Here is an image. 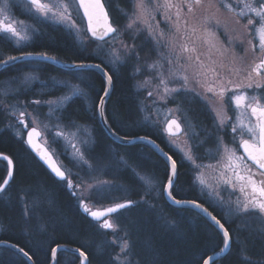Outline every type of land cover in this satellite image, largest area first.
I'll return each instance as SVG.
<instances>
[{
	"label": "rangeland",
	"instance_id": "1",
	"mask_svg": "<svg viewBox=\"0 0 264 264\" xmlns=\"http://www.w3.org/2000/svg\"><path fill=\"white\" fill-rule=\"evenodd\" d=\"M128 1V6L116 8L117 18L116 16L115 18L119 22L117 32L103 42L93 41L88 36L78 16L79 12L76 13V8L68 9L66 15L70 14L71 19L66 21L44 18L37 14V31L39 33L40 27L47 26L49 22L59 23L72 33L77 48L93 54V57L102 58L115 76L120 75L122 67L128 66L131 76H135V90L138 96L136 110L139 113V119L135 125L152 130L162 139L164 144L175 153L178 163L190 175L189 187L195 188L196 197L211 201L214 206L220 208L224 212L222 216L225 221L229 225L233 224L235 228V225H239L240 214H236L235 209L236 202L240 201V194L223 181L224 171L220 170V166L227 163V159L224 154H219V151L222 145H226L222 130L225 124L232 121L229 111L231 102L228 98L236 91L247 90L243 88L238 90L234 86H244L249 83V75H244L249 65L240 60L233 61L226 53L222 32L228 24L221 8L222 0H201L199 4L192 3L191 10H189L190 1L188 0L187 2L185 0H144V3L148 5L147 11L144 12L136 7L139 0ZM166 3L171 4L172 7H157ZM137 14L140 19L136 18ZM133 21L135 22L132 23ZM129 23H132L131 28L127 27ZM73 24L75 28L72 27ZM76 29L80 30L78 35ZM13 39V48L22 51L28 47L22 42L17 44L16 38ZM113 50L120 56V60L116 63L112 62L115 59ZM8 57L3 47L0 48V60ZM32 61L37 60L27 62V65L32 66L34 70L24 69L18 73V76L0 82V104L9 117L10 130L18 138L25 139L26 132L23 125L18 122L19 112H25L24 118L27 125L37 127L42 132L43 141L54 152L60 166L72 182V190L76 192L78 206L82 200L90 203L93 209L106 208L129 200L131 194L136 192L139 195L138 200L130 208L111 218V222L117 227L114 230L105 228L102 230L109 232L106 234V239L110 246L108 259L112 264H121V262L147 264L144 260V254L147 251L140 245L138 235L131 234L133 229L130 230V227L134 224L131 218L139 207L143 208L146 205L155 209V215H164V212L161 213L162 207L152 205L151 200L156 202L163 194L169 169L166 181L162 182L161 178L156 179L158 176L154 178L151 173L140 172L132 166L124 155L126 145L119 146L118 149L112 144L106 146L96 143L89 124L64 123L62 113L71 100L82 99L88 110H92L97 103L98 98L93 101L94 97L84 88L87 75L82 72L83 70H78L73 71L72 76H52L46 70L37 71L40 65ZM68 61L74 62L73 58ZM151 65L155 67H150ZM185 77H187L186 83ZM53 78L56 81L67 80L74 85H79L83 94L61 104L59 111L49 116L47 102L59 101L63 96L70 94L69 89L63 86L53 87ZM161 79L165 81V84L160 83ZM252 79L255 81V77L252 76ZM165 85L169 89L175 88L178 91L167 94L164 90ZM221 87L228 89L223 101L214 94ZM209 88L214 91L209 92ZM247 94L250 96L248 92ZM34 101H40V103H33ZM221 106L227 115L224 126L220 125L217 117V110ZM13 111L16 115H12ZM236 116L237 113L235 121ZM33 118L36 120L35 124L32 122ZM171 118L178 119L182 124L181 135L171 137L166 134V121ZM116 125L119 130H124L117 132L123 137L134 129L133 126H125L121 120H116ZM58 132H63L64 135H57ZM218 139L222 142L219 145ZM186 153L193 156L195 163L187 158ZM80 154H83V160ZM85 160L87 163H84ZM201 175L206 185L200 184L198 177ZM141 176L151 177L152 183L146 185L140 179ZM131 178L138 183L139 189H135ZM179 185L178 192L186 194V186L183 183ZM18 198L16 193L13 194L11 202L16 203ZM8 199L7 192L0 197L3 201ZM20 199L21 202L24 201V198ZM47 200L49 203L51 197ZM35 211L27 215L22 213L23 218L20 224L27 220L28 227H31L38 221L41 222L43 217L52 215L51 211H47L40 216ZM130 220L132 224L128 223ZM168 221L165 222L167 226L174 225ZM128 225L129 228H127ZM3 229L4 227L0 224V236ZM46 233L44 227L39 228L37 232L29 231L30 236H41ZM123 240H127L130 246L127 254L121 252ZM236 242L238 245L241 243L240 239ZM94 254L96 256L98 252L95 250ZM117 256L120 258L119 261L116 260ZM105 261L108 262L107 259ZM71 262L72 260L66 256L62 264H73Z\"/></svg>",
	"mask_w": 264,
	"mask_h": 264
},
{
	"label": "trees",
	"instance_id": "2",
	"mask_svg": "<svg viewBox=\"0 0 264 264\" xmlns=\"http://www.w3.org/2000/svg\"><path fill=\"white\" fill-rule=\"evenodd\" d=\"M115 24H117L115 22ZM119 25V23L117 24ZM4 46L0 45V48ZM6 54L17 55L20 53H42L53 56L62 61L70 62H96V59L88 53H83L77 48L73 39L67 38L58 31L44 30L43 34L28 48V51L20 52L16 49H3ZM64 58V59H62ZM1 61V60H0ZM36 62L40 66L38 70L48 74L72 76L73 71L63 70L55 65L42 61ZM43 68V69H42ZM45 68V69H44ZM129 67H122L118 76L111 71L110 76L113 88L107 103L108 122L117 133L119 130L116 120L123 121L125 126H133L134 129L124 137L148 136L159 143L175 160L178 161L175 153L170 150L162 139L152 130L135 125L139 119L136 110L138 102L135 90V76L129 73ZM19 66L7 67L0 71V82L7 78L18 76ZM87 75L84 86L89 94L97 97L105 90L103 77L92 70H83ZM79 73H81L79 71ZM29 94V93H26ZM1 102V101H0ZM199 109V106H198ZM95 110H88L80 98L71 100L62 113L64 123L89 124L93 130L94 140L97 143L112 144L119 149L120 145L114 142L104 131L99 121L94 116ZM106 115V116H107ZM9 117L0 104V153L10 156L14 162L15 170L13 180L4 191L9 194L7 202L0 200V224L4 227L0 236L1 240L10 242L26 251L36 264H48L54 246L64 244L83 250L89 257V264H112L108 259L109 243L106 239L108 231H103L78 208L75 199L67 191L65 184L54 179L45 168L36 160L25 145L23 139L18 138L11 130ZM143 128V129H142ZM118 134V133H117ZM119 135V134H118ZM125 154L128 161L136 170L151 173L164 182L167 178L168 164L159 157L156 152L146 144L140 143L125 146ZM7 173V163L0 159V183ZM158 174V175H157ZM135 189L138 183L131 178ZM178 184H184L188 190L187 194L175 191L178 199L193 197L191 193V177L180 165L177 178ZM182 182V183H180ZM133 185V186H134ZM3 193V194H4ZM19 196L16 203L11 202L13 194ZM12 194V195H11ZM24 198L21 202L20 198ZM51 197L48 203V198ZM139 195L133 192L129 200L137 201ZM152 205L162 207L161 213L155 215V209L149 206L139 207V210L132 216L134 223L131 234L138 235V241L147 251L144 260L147 264H201L200 258L210 253L220 243L221 236L213 226L205 223L193 210L188 208H176L170 206L161 194ZM50 204V205H49ZM14 209V210H13ZM36 210L40 216L51 211L52 215L42 218L31 227H28L27 220L22 222V213L27 215ZM157 216V218H156ZM195 218V219H194ZM128 222L129 224L132 222ZM169 220V221H168ZM227 230L234 239L229 253L223 259L222 264H264V237L263 235L243 236L237 230L238 225L233 227L223 218L221 219ZM162 221V222H161ZM166 221L174 224L167 226ZM235 224V223H234ZM46 228L44 235L30 236L29 231H39V228ZM173 228V229H169ZM130 234V235H131ZM243 236L245 242L241 248L236 240ZM131 237V242H132ZM98 254L95 256L94 251ZM65 255L73 264L79 262L77 255L61 251L59 260ZM247 257V259H245ZM108 260V262L105 261ZM0 264H28L26 259L19 255L14 249L6 246L0 247Z\"/></svg>",
	"mask_w": 264,
	"mask_h": 264
},
{
	"label": "snow or ice",
	"instance_id": "3",
	"mask_svg": "<svg viewBox=\"0 0 264 264\" xmlns=\"http://www.w3.org/2000/svg\"><path fill=\"white\" fill-rule=\"evenodd\" d=\"M28 6L30 9L34 8L35 12L44 18H51L57 19L59 21H66L70 20L71 16L66 15L68 13V9L70 7L69 4L63 3L62 0H51V3L44 2V0H27ZM192 3L199 4L201 0H191ZM242 8L239 10L238 15L240 17L248 16V13H254L255 17L258 18V25L255 27L256 34L259 40V51L264 56V0H241ZM71 3L76 4L77 9H83L84 16L88 19V26L87 31L92 34L98 40H103L105 36H108L111 33H116L117 29L112 26L109 21V17L107 12L104 9L103 4L100 0H71ZM224 7L228 8L230 11L233 10V7L230 3H224ZM142 12L147 11L148 5L144 3V0H139V3L136 5ZM157 7H165L169 8L172 7L171 4L166 3L165 5H157ZM189 10H191V3L189 4ZM246 10V11H245ZM137 19H140V16L136 15ZM102 19V23L100 20ZM133 21L132 23H134ZM132 23L127 25L128 28L132 27ZM248 25H253L254 20L251 17H248L247 20ZM75 28V25H72ZM149 27H151L149 25ZM79 29H76L77 35L79 34ZM16 38V43L19 44L21 41H26L29 39L27 31L22 21L14 22L11 21L9 16L5 13V9L0 7V38L4 39H11ZM113 56L115 59L112 61L116 63V61L120 60V56L115 53L113 50ZM27 55H31L28 53ZM20 57H9L8 60H16ZM47 59L55 60L54 57H46ZM8 61H0V63H7ZM77 67H86V65H77ZM95 67H99V65H95ZM150 67H155V65H151ZM264 69V58L261 59L260 63L256 64L255 67L252 69L253 72L256 73L257 76L261 75V70ZM111 76H107L108 83L111 84ZM185 83L187 81V77L184 78ZM249 83L247 85H235V89H252L254 86L256 89H260L262 87L261 82L252 79L251 74L248 76ZM161 84H165V81L161 79ZM53 87L63 86L69 89L70 94L65 95L60 98L59 101H48L47 104L49 106V116L55 114L56 111H59V106L70 101L73 97L80 96L83 94L82 89L79 85H74L70 81H56L53 78ZM165 93L170 94L172 92L178 91V89H169L165 85ZM209 92H213L212 88L208 89ZM228 89L225 87H221L218 92L214 93L218 95L223 101L226 92ZM107 91L105 95H107ZM149 95L151 96L152 93L150 92ZM229 101L235 105V111L237 113L236 121L232 124V132L236 133L237 129H240V141H239V148L243 149V154H237V150L235 148H228L224 146V154L228 161V164L225 167L229 168L234 172L235 178L238 182H240V191L245 192L246 188L251 189L250 196H246L245 202L241 204L238 200L236 202L237 207L235 209L236 214H247L249 212H258L259 214H264V180L257 181L254 179V173H252V169L247 163L251 161L258 169L264 170V103H261L260 100L264 99V96L258 97L257 95L249 96L246 91L239 90L234 92L229 96ZM33 103L39 104L40 101H34ZM55 106V107H54ZM103 114V113H101ZM12 115H16V112L13 111ZM31 115V114H29ZM25 112H19V123L27 127V123L24 120ZM217 117L220 121V125L224 126L225 121L227 120V115L223 111V107L217 110ZM254 118V120L252 119ZM34 124L36 123L35 118L32 121ZM167 128L166 131L170 135H177L181 132V126L176 120H167ZM173 126H175V131H173ZM47 127V125H45ZM19 135V133H17ZM57 135H64L63 132H58ZM74 135V134H73ZM247 135L248 138H244ZM41 136L40 131L37 127H32L27 132V140L26 143L31 146L34 150L38 151L41 155L42 159H45L46 162L49 163V166L52 168V171L60 177L61 179H65V172L61 171L60 167L56 165L53 161L52 156L48 151L43 148L38 142V138ZM144 139V138H141ZM233 141L235 142V137H233ZM150 143H155L154 141H150ZM222 143L218 139V145ZM75 147V145H72ZM79 152V150H77ZM81 155V159L83 160V154ZM186 156L189 160H192L195 163L193 156L190 153H186ZM0 158L7 161L9 166V173L8 177L4 179L3 183H0V193H3L6 189V186L9 184V180L12 176V166L13 161L7 157L0 154ZM171 161V176L168 178L166 191L171 199L174 200L175 203H191L193 207L200 208L204 212H208L207 208H204L203 205L199 204L196 201H180L173 196L172 189L174 188V177L176 176V162L172 159L171 156L168 157ZM84 163H87L85 160ZM91 167V165H89ZM199 167V165H197ZM209 167H211L209 165ZM264 175V171L260 173ZM140 179L146 184L150 185L152 183L151 177L148 176H141ZM198 180L201 185H206V181L203 179L201 175L198 177ZM225 183H231V180H225ZM68 187L72 188V182L70 180L67 181ZM79 185H77L78 187ZM91 187V185H89ZM208 187H211L208 185ZM99 191V189H97ZM83 204V201H80ZM132 202L129 201L127 203H120L116 204L114 207H109L104 211H90L87 206H84L83 210L89 213L93 218L99 220L102 216H107L110 213L116 212L118 209H122L128 207ZM231 211V210H230ZM209 217L213 221V223L222 231L223 234V246L219 248L218 251L214 252V255L209 256L207 259L204 260V264H209L210 261L214 262L215 258L223 253L230 247V234L229 231L225 228L224 224L221 223L220 219H217L216 216L208 213ZM102 228L105 229H115L117 226L114 225L109 220L105 219L103 224L100 225ZM127 235V234H126ZM129 243L127 240H123L121 244V252H125L126 254L129 252ZM21 252L24 250L21 249ZM79 253V256L82 257L81 264H84V261L87 260L84 252L76 249ZM57 249H52V256L55 258ZM25 256H28L27 252H24ZM31 259L30 256H28ZM247 259V257H245ZM116 260L119 261V256L116 257ZM123 264V262H121Z\"/></svg>",
	"mask_w": 264,
	"mask_h": 264
},
{
	"label": "flooded vegetation",
	"instance_id": "4",
	"mask_svg": "<svg viewBox=\"0 0 264 264\" xmlns=\"http://www.w3.org/2000/svg\"><path fill=\"white\" fill-rule=\"evenodd\" d=\"M103 1H104V4H105V6H106V8L108 10L109 16L111 18V23L117 29L119 27V25H117L119 22L116 20V18H117L116 14H115L116 10H117L116 8H121L123 6H128L129 1L128 0H103ZM188 1H190V3L192 4L191 0H188ZM44 2L51 3V0H44ZM62 2L69 4L70 5L69 8H76V13L79 12L78 16L80 17L81 23L86 28V24H85V21L83 19V16L81 15L80 10L77 9L76 4L71 3V0H62ZM185 2H187V0H185ZM224 3H230L232 5V7H233V10L230 11L228 8L224 7L223 6ZM242 6L243 5H242L241 0H222L221 8H223L224 16L227 19V24H228L227 25L228 27L222 32V39H223V44L225 46L226 53L228 54V56L233 61L237 62V61L240 60V61H243L246 65H249V69L247 71H245L246 73H244V75L251 74V76L255 77V81L258 80V81L261 82L262 87L260 89H256L255 86H254L252 89H247L246 90V92H248L250 94V96L251 95H257L258 97H260V96H264V69L261 70V75L260 76H257L256 73L252 71V69L255 67V65L260 63L261 59L264 58V56H262V54L259 51V47H258L259 40H258V36L256 34V31H255V27L258 25V18L255 17L254 13H248V16L240 17L238 15V12L242 8ZM0 7H3L5 9V13L9 16L11 21H14V22H17V23L22 21L24 26H25V29H26L27 34L29 36V39L26 40V41H21V42L26 44V46H28V47L25 48L22 51L19 50L20 52L28 51V48H30L33 45V43L43 34V31L45 29L49 30V31H58V32L62 33L63 35H65L68 39L71 38V39L74 40V37H73L72 33L69 30H67V28L64 25H60L59 23H56V22H49V24L47 26L40 27V31L38 33L37 25H36V15H37V13L35 12L34 8H32V9L29 8L27 0H0ZM117 14H118V12H117ZM115 16H116V18H115ZM248 17L253 18V20H254V24L253 25H248V23H247ZM115 22L117 24H115ZM86 31H87V29H86ZM87 34H88V32H87ZM88 36H89V34H88ZM13 38H11V39L0 38V45L4 46L3 49H6V47H7V49H16V48L12 47L14 45V39ZM110 38H108V39H110ZM91 39L93 41L103 42V41L95 40L93 38H91ZM108 39H106V40H108ZM106 40H104V41H106ZM80 51L83 52V53H86V51L84 49H82V50L80 49ZM26 53H29V52H26ZM21 54H24V53H20V54H17V55H9V54L8 55H9V57H12V56L16 57V56L21 55ZM89 55H91L92 57L94 56L91 53ZM7 59H5V60H7ZM94 59H96L95 63L100 64L110 74V72L112 70H110V68L102 60V58L100 59L98 57H94ZM1 61H4V60H1ZM29 61H31V60L15 63V64H13V65H11L9 67L19 66V72L18 73H21L24 69H26V70H34L32 66L27 65V62H29ZM37 71H40V70H37ZM68 71H70V70H68ZM92 71H94V70H92ZM94 72H96L101 77H103V75L101 73H99L98 71H94ZM103 79L105 81L104 77H103ZM105 88H106V81H105ZM103 92H101L97 97L94 96V100H93V101H96V99L98 98L96 105H94L95 106L94 107L95 114H97V116L96 115H94V116L99 121V123H100V119H99L97 106L99 104L98 101H100V98H101ZM260 102L264 103V99H261ZM107 103H108V100H107L106 105H105V115L108 114L107 113ZM229 106H230L229 107L230 119L232 121L229 124L228 123L225 124V128H223V130H222V135L226 138V145H222L221 146L219 154H224V146H227L228 148H235L237 150V154H243V149L239 148V141H240V138H241L240 129L238 128L236 133L232 132V124L235 123V115H236L235 107H234L233 103H231ZM106 118H108V115L106 116ZM252 119L254 120V118H252ZM24 120H25V118H24ZM25 122H26V120H25ZM32 127L33 126H28V125H27V127H24V125H23V129L26 132H27V130H29ZM233 137H235V142L233 141ZM42 138H43V134H42L40 140H41V142L43 144H45L50 149V147L43 141ZM244 138H248L247 135H245ZM52 153H53V156L56 158V160L58 162V159H57L56 155L54 154V152H52ZM172 158H173V156H172ZM176 162H177L176 163L177 164V177H176V181L174 183V188L172 189L174 197H175V191H179V189H180V187H179L180 185L177 182L180 164L178 163L177 160H176ZM247 163L251 167L252 173L255 174L254 175V179L257 180V181L264 180V175L260 174L264 170L258 169L254 164H252L251 161H248ZM226 164H228V161L224 165L220 166V170L224 171L223 172L224 173L223 174V177H224L223 181L231 180V183H228V185L229 186L231 185L233 190H235L238 194H240V201H241V204H243V202H245L246 196H250L251 189L250 188H246L245 192H241L240 191V182H238L236 180L234 172L232 170H230L229 168L225 167ZM168 169H169V173H170L169 165H168ZM45 170L49 173V171L46 168H45ZM167 174H168V172H167ZM168 178H169V175H168ZM54 179H56V178H54ZM68 180H69V177L66 176L65 179L57 180V181L65 184V187H66L67 191L71 194V196L75 199V202H76V196H77L76 192H74L72 190V188L68 187V183H67ZM187 192H188V190L186 191V194H187ZM191 193H192L193 197L190 196V198H184V199L185 200L196 201L199 204L203 205V207L207 208L209 212H211L214 216H216L217 219H220L221 223H223L221 219L223 218L222 214L224 212L220 208H218L217 206H214L211 201H205L202 198L196 197L195 188L191 189ZM163 196H164V191H163ZM164 198H165V196H164ZM176 199H178V198H176ZM165 201L167 202L166 199H165ZM89 204L90 203L83 201V204H80L78 206L79 210L87 217H88L87 212H85L83 210V208H84V206H87L90 210L93 209V208L90 207ZM169 205L172 206L171 204H169ZM173 207H175V206H173ZM176 208H180V209L188 208V209H191V210H193L194 213H196V215L198 217L203 219V221L205 223L213 226L211 223L208 222V220L205 217H203L198 211H196L193 208H190V207H176ZM114 216H112V217H114ZM111 218L109 219L110 222H111ZM223 220H225V219L223 218ZM93 223H95L100 229H103L100 226V225L103 224L102 221L101 222H93ZM224 226H225V224H224ZM238 226H239V229H238L239 234H241L243 236H247V235L252 236V235L259 234V235H263V237H264V214H259L258 212H249L247 214H240V216H239V225ZM225 228H226V226H225ZM214 229L221 236L220 243H219V245L216 248L210 250L209 254L204 255L203 257L200 258L201 264H203L204 260L209 255H211L214 252L218 251L219 248L223 246V235L215 227H214ZM108 230H110V229H108ZM241 235H239L240 236V241H241L239 246L241 248H243L244 245H245V242L242 241V238H244V237L241 236ZM230 237H231V234H230ZM233 242H234V239L231 237V246H232ZM231 246H230V249H231ZM230 249H229V251H230ZM229 251L227 252V254L229 253ZM60 252L61 251H59L57 253V255ZM225 256H223L222 258H220L219 260H217L215 262H212L211 264H222L223 259L225 258ZM78 259H79V257L77 256L76 260L78 261Z\"/></svg>",
	"mask_w": 264,
	"mask_h": 264
},
{
	"label": "water",
	"instance_id": "5",
	"mask_svg": "<svg viewBox=\"0 0 264 264\" xmlns=\"http://www.w3.org/2000/svg\"><path fill=\"white\" fill-rule=\"evenodd\" d=\"M100 2L103 4L104 6V9L105 11L107 12L108 14V17H109V21L111 23V18L109 16V13H108V10L104 4V1L103 0H100ZM80 12H81V15L83 16V19L85 21V24H86V29H87V26H88V19L86 16H84V13H83V9H79ZM100 23H102V19L100 20ZM112 24V23H111ZM113 26V25H112ZM114 27V26H113ZM115 28V27H114ZM88 32V31H87ZM89 36L95 40H98L96 39L95 37L92 36V34L90 32H88ZM114 33H111L109 34L108 36H105L103 40H98V41H104L108 38H110ZM28 53H25V54H21V55H18L16 57H20L19 59H16V60H12V61H9L8 59L7 60H4V61H8L6 64L5 63H0V71L15 64V63H19V62H22V61H27V60H38V61H44V62H48V63H51L55 66H58L60 68H63V69H66V70H94V71H98L99 73H101L103 75V77L105 78V81H106V88H105V91L103 92L101 98H100V101H99V104H98V114H99V119H100V123H101V126L103 127V129L105 130V132L107 133V135L116 143L120 144V145H135V144H140V143H143V144H146L148 145L149 147H151L155 152L156 154L161 157L162 159H164L168 164H169V167H170V173H169V177L171 176V161L168 159L169 156H171L159 143H157L154 139L148 137V136H135V137H123V136H120L118 135L113 129L112 127L110 126L107 118H106V115H105V105H106V102L108 100V98L110 97L111 95V92H112V88H113V82H112V79H111V84L108 83V80H107V76H110V74L108 73V71L103 68L100 64H97V63H94V62H66V61H62L60 59H57L55 58V60H52V59H47L46 57H53V56H50V55H46V54H42V53H31V55H27ZM77 65H86V67H77ZM95 65H99V67H95ZM107 91V95H105V92ZM103 113V114H101ZM176 120L180 126H181V132L177 135H170L167 131H166V128H167V123L165 125V132L168 136H171V137H175V136H179L182 134L183 132V126L182 124L179 122L178 119L176 118H171L170 120ZM31 129V128H30ZM29 129V130H30ZM28 130V131H29ZM39 130V129H38ZM27 131V132H28ZM40 131V130H39ZM173 131H175V126H173ZM41 133V131H40ZM41 136H42V133H41ZM41 136L38 138L37 142L43 147L45 148L48 153L51 154L52 156V159L53 161L56 163V165L58 167L59 164L58 162L56 161V159L54 158L53 154L49 151L48 147L43 144L41 142ZM141 138H144V139H141ZM26 140H27V135H26ZM150 141H154L155 143H150ZM27 144V143H26ZM29 150L32 152V154L36 157V159L49 171V173L54 177L56 178L57 180H63L61 179L60 177H58L55 172L52 171V168L49 166V163L46 162L45 159H42L41 158V155L38 153V151L34 150L31 146H29L27 144ZM2 154V153H0ZM3 156H7L9 157L11 160L12 158L6 154H2ZM172 157V156H171ZM2 159V158H0ZM173 159V158H172ZM4 160V159H3ZM174 160V159H173ZM6 161V160H4ZM13 161V160H12ZM7 162V161H6ZM14 169H15V166H14V162H13V166H12V176L9 180V184L6 186V188L10 185L11 181H12V178H13V175H14ZM61 171H63V169L60 167ZM8 173H9V166H8V163H7V175H6V178L8 177ZM176 177H177V167H176V176L174 177V183L176 181ZM65 178H66V174H65ZM168 181V179H167ZM3 183V182H2ZM167 185V183H166ZM166 185H165V188H164V196H165V199L167 200V202L169 204H171L172 206H175V207H190V208H193L195 209L196 211H198L203 217H205L209 223H211L221 234H222V231L213 223V221L211 220V218L209 217L208 213H211V212H204L202 211L200 208H195L193 207V205L191 203H180V204H177L174 202L173 199H171L168 195V192L165 190L166 189ZM1 194V193H0ZM180 201H192V200H185V199H178ZM124 203H127V202H124ZM120 204V203H119ZM116 204L114 205H111V206H108L106 208H101V209H91L90 211H104L106 210L107 208L109 207H114ZM132 205V203L128 206L130 207ZM128 207H125V208H122V209H118L116 212H113V213H110L108 214L107 216H102L99 220L93 218L89 213H87L88 217L94 221V222H104L105 219L109 220L112 216L116 215L117 213H119L120 211L128 208ZM205 208V207H204ZM212 214V213H211ZM213 215V214H212ZM223 235V234H222ZM1 246H6V247H10L16 251H19L20 253H22L23 257L25 259H27L30 264H34V261L31 259L28 258V256H25L24 255V251L21 252V248H19L18 246L12 244V243H9V242H6V241H0V247ZM230 246H231V240H230ZM53 248H56L57 249V252H56V256H57V253L59 251H66V252H69V253H72V254H75L79 257L80 259V264L82 262V257L79 256V253L77 251H75L76 249H79V248H76V247H72V246H68V245H64V244H59V245H56L54 246ZM230 247L225 250L223 253H221L219 256H217L215 258V261L219 260L220 258H222L223 256H225L227 254V252L229 251ZM80 251L84 252L83 250L79 249ZM85 256L87 257V260L84 261V264H89V258L87 256V254L84 252ZM214 255L211 254L209 256H212ZM56 256L55 258H53L52 256V260H51V264H55L56 263ZM208 256V257H209ZM207 257V258H208ZM206 258V259H207ZM214 261V262H215ZM212 261L209 262V264H211ZM204 264V262H203Z\"/></svg>",
	"mask_w": 264,
	"mask_h": 264
},
{
	"label": "bare ground",
	"instance_id": "6",
	"mask_svg": "<svg viewBox=\"0 0 264 264\" xmlns=\"http://www.w3.org/2000/svg\"><path fill=\"white\" fill-rule=\"evenodd\" d=\"M95 63V62H94ZM56 67H58V66H56ZM58 68H60V67H58ZM61 69H63V68H61ZM63 70H66V69H63ZM51 75V74H50ZM52 76H53V74H52ZM28 131V130H27ZM26 132V131H25ZM26 135H27V132H26V134H25V139H24V142H25V145H26V147L28 148V146H27V144H26ZM176 137V136H175ZM49 149V148H48ZM28 150H29V148H28ZM30 151V150H29ZM49 151L52 153L53 151H51L50 149H49ZM30 153L32 154V152L30 151ZM3 154V153H2ZM53 154V153H52ZM33 155V154H32ZM34 156V155H33ZM35 157V156H34ZM36 158V157H35ZM55 158V157H54ZM56 159V158H55ZM174 159V158H173ZM175 160V159H174ZM57 161V160H56ZM175 162H176V160H175ZM40 163V162H39ZM177 163V162H176ZM41 164V163H40ZM169 165V164H168ZM177 165V164H176ZM15 166V165H14ZM15 170V169H14ZM6 175H7V173H6ZM6 175H5V177H4V179L6 178ZM14 176V175H13ZM4 179H3V181H4ZM12 180H13V178H12ZM2 181V182H3ZM12 182V181H11ZM9 187V186H8ZM7 187V188H8ZM6 188V189H7ZM5 189V190H6ZM4 193V192H3ZM3 193H1L0 194V197H1V195L3 194ZM130 200H126V201H124V202H129ZM4 203L5 202H7V201H3ZM124 202H120V203H124ZM132 202V201H131ZM117 204H119V203H117ZM132 205H133V202H132ZM131 205V206H132ZM130 206V207H131ZM130 207H128V208H130ZM128 208H126V209H128ZM125 210V209H124ZM123 211V210H122ZM122 211H120V212H122ZM239 229V226H238V228H237V230ZM0 241H4V240H1L0 239ZM7 242V241H6ZM10 243V242H9ZM20 248V247H19ZM22 249V248H21ZM16 251V250H15ZM19 255H23L22 253H20L19 251H16ZM24 252H26V251H24ZM60 254V253H59ZM59 254L56 256V263L55 264H62V261H63V259H64V257H66L65 255H63L62 256V258H61V260H59L58 258H59ZM29 255V254H28ZM30 256V255H29ZM88 256V255H87ZM31 257V256H30ZM32 258V257H31ZM89 258V257H88ZM27 260V259H26ZM32 260L34 261V264H36V262H35V260L32 258ZM51 260H52V252H51V255H50V261H49V263L48 264H51ZM27 262H28V264H30V262L27 260ZM77 264H80V259H79V262L77 263Z\"/></svg>",
	"mask_w": 264,
	"mask_h": 264
}]
</instances>
